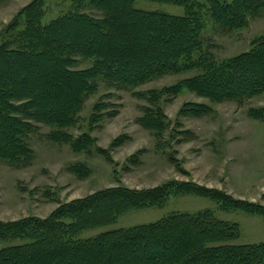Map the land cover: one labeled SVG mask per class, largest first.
<instances>
[{
  "label": "trees",
  "instance_id": "1",
  "mask_svg": "<svg viewBox=\"0 0 264 264\" xmlns=\"http://www.w3.org/2000/svg\"><path fill=\"white\" fill-rule=\"evenodd\" d=\"M68 1L66 12L44 22L47 0H32L0 32L2 163L15 168L31 164L28 138L39 125L51 127L47 140L69 145L73 152H90L93 138L73 137L65 130L78 123L99 82L145 99L152 107L144 108L136 122L157 137L166 129L165 116L155 106L162 97L186 90L212 103L240 105L264 94V35L253 38L247 51L221 61L204 36L208 25L221 33L247 27L250 18L264 12V0H140L180 6L181 16L136 9L137 0ZM79 60L90 66L74 69ZM186 72L196 73L159 91L134 90ZM102 107L94 105L92 121ZM247 112L264 122V107ZM210 113L209 106L192 102L179 112L192 117ZM69 170L78 177L89 173L82 164ZM179 195L204 196L224 211L264 220L263 206L190 182L140 190L115 186L58 204L44 218L0 220V264H264V242L232 244L239 238L238 223L221 220L211 210L174 212L79 238L85 230L112 224L131 211L160 208Z\"/></svg>",
  "mask_w": 264,
  "mask_h": 264
},
{
  "label": "rangeland",
  "instance_id": "2",
  "mask_svg": "<svg viewBox=\"0 0 264 264\" xmlns=\"http://www.w3.org/2000/svg\"><path fill=\"white\" fill-rule=\"evenodd\" d=\"M31 1L0 0V32ZM69 6L68 0H47L44 22L66 12ZM133 6L174 16L184 14L182 7L163 3L137 0ZM260 35H264V12L250 18L243 29L221 33L208 25L204 32L217 61L247 51L252 39ZM89 66V62L79 60L74 69ZM195 73L166 75L134 90L159 91ZM191 102L209 106L211 113L201 117L179 114L183 105ZM96 103L103 107L92 121ZM155 106L165 116L166 129L160 137L136 122L144 108L152 107L145 99L99 82L96 92L83 104L78 123L65 130L73 137L87 134L93 138L90 152H73L69 145L47 140L51 127L39 125L38 131L28 138L34 154L30 165L15 168L0 162V220L44 218L58 204L109 187L140 190L171 181L190 182L264 207V122L249 117L247 112L249 108L264 107V94L239 105L212 103L183 90L174 98H160ZM118 137L122 139L113 145ZM98 149L104 150L109 159ZM75 164L86 166L89 173L84 177L73 174L69 167ZM202 210H211L221 220L238 223L239 238L232 244L264 242L262 217L224 211L217 203L198 195L170 196L160 208L128 212L112 224L83 231L79 238L147 224L174 212Z\"/></svg>",
  "mask_w": 264,
  "mask_h": 264
}]
</instances>
